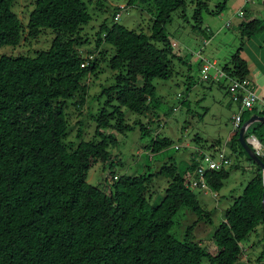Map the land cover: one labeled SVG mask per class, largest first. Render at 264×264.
I'll use <instances>...</instances> for the list:
<instances>
[{"label":"trees","instance_id":"1","mask_svg":"<svg viewBox=\"0 0 264 264\" xmlns=\"http://www.w3.org/2000/svg\"><path fill=\"white\" fill-rule=\"evenodd\" d=\"M15 1L0 0V50L35 39L46 29L53 30L55 36L49 49L34 57L0 56V264H202L203 259L210 264H239L244 253L240 245L259 227L264 233L263 171L238 140L240 129L228 140L230 148L248 157L255 174L214 233L216 253L190 239L195 225L181 241L171 234L182 207L197 216L196 223L211 221L210 213L189 187L197 178V152L184 172L171 162L156 173L140 176L111 172L115 161L108 149L118 144L116 134L125 135L133 129L126 122L125 110L138 117L154 114L157 96L153 81L172 78L177 60L185 64L174 52L167 26L173 13H185L187 0H128L122 4L125 10L138 6L148 14V32L118 24L115 17L123 11L118 5L113 24L105 21L100 25L94 35L95 48L86 52L94 59L83 57L79 49L89 43L81 35L92 21L83 0H35L26 29L12 11ZM207 1L197 0L195 28L203 24L202 8L209 11ZM227 2L223 0L211 14L224 12ZM97 4L103 8L101 1ZM249 13L250 9L243 10L241 18ZM263 26L264 20L252 19L243 21L238 30L242 39L251 40ZM103 44L115 49L110 59L109 52L101 49ZM243 49L242 45L231 65L216 78L220 86L221 79L229 78L232 83L249 79L248 62L241 57ZM103 61H108L115 75L113 85L104 89L106 100L95 116V134L76 146L63 143L69 134L65 106L72 99H76V108L85 104V81ZM254 114L264 116V111H244L240 128ZM141 127L143 135L150 132L146 125ZM251 136L264 146V123L251 125L245 138ZM172 143L157 135L147 147L161 153ZM222 147L219 140L211 145L215 151ZM98 162L110 170L108 191L87 180ZM237 167L231 164L222 171H207L206 185L220 191ZM157 176L168 179V186L161 202L152 205L151 185Z\"/></svg>","mask_w":264,"mask_h":264},{"label":"rangeland","instance_id":"2","mask_svg":"<svg viewBox=\"0 0 264 264\" xmlns=\"http://www.w3.org/2000/svg\"><path fill=\"white\" fill-rule=\"evenodd\" d=\"M34 1L16 0L12 7V11L19 17L25 29L34 8ZM83 1L92 15V21L84 27L81 35L89 40V43H84L79 46V49L83 57L92 59L94 56H88L86 52L95 48L94 35L98 32L100 25L105 21L108 25H112L115 8L118 5L127 4L128 0ZM97 1L103 3V8L98 6ZM202 1L206 3V0ZM222 1H207L209 11L202 8L203 24L200 29L194 27L193 19L197 0H187L188 6L185 13L183 10L173 13V20L167 26V36L174 47V52L184 60L185 64L177 60L174 63L172 78L153 81L157 96L154 114L138 117L125 110L126 122L132 125L133 129L125 135L116 134L118 144L108 149L112 160L115 161V167L111 172L119 176H140L148 172L156 173L170 162L175 163L180 172H184L189 165L190 157L196 152L200 158L213 155L217 160L219 151L212 149L211 145L216 140L221 141L222 151L231 158L232 164L238 167L230 171L229 178L224 181L222 189L218 192L211 188L192 189L201 205L210 213L211 221L205 219L196 223L197 216L189 208L182 207L174 218V227L171 230V234L181 241L189 228L195 225L190 239L200 242L202 247L212 253L218 250L214 233L221 224L226 210L233 204L235 198L242 195L255 174V166L248 157L239 151L234 153L230 148L229 141L235 134L234 117L239 113V106L232 101L231 93L228 92V87H232V81L229 78L221 79L222 86H220L215 78V75L226 65H231L232 56L242 45L244 49L241 57L248 62L249 78L254 92L259 98H264L261 87L264 83V76L261 75L264 70V30L256 33L257 35L251 40H247V37L242 39L238 26L229 27L226 23L244 2L228 0L224 12L212 15L211 12ZM254 17L250 15L244 21L256 19ZM149 19L148 14L144 13L140 7L132 6L121 11L118 24L138 32H148ZM54 36L53 30L46 29L37 38L24 40L19 46L3 47L0 50V56L34 57L38 52L49 49ZM203 41H206V45L202 44ZM101 49L109 52L107 59L115 54V49L109 45L103 44ZM207 64L211 65L210 78L205 80L201 71ZM114 75L115 72L109 68L108 61L101 62L97 71L85 81L88 83L85 104L76 108L74 105L76 99L67 102L64 110L69 124V134L63 143L76 146L79 141H88L93 138L96 131L95 116L105 103L104 89L113 85ZM262 105V100H259L256 104L258 113L262 112ZM169 110L172 112L168 115ZM151 120L154 123L150 125ZM142 125L150 129L148 134L143 135ZM157 135L160 138H170L173 142L161 153H153L147 147ZM87 180L89 184L107 190L111 182L108 165L102 162L95 164L90 169ZM167 186L168 179L160 176L153 178L150 194L152 205L161 202ZM263 234L262 227H259L240 245L244 247L246 256L242 255L243 258L240 259L239 264H264ZM202 264L210 263L207 259H203Z\"/></svg>","mask_w":264,"mask_h":264},{"label":"built area","instance_id":"3","mask_svg":"<svg viewBox=\"0 0 264 264\" xmlns=\"http://www.w3.org/2000/svg\"><path fill=\"white\" fill-rule=\"evenodd\" d=\"M244 5L252 4L255 0H242ZM122 10L126 9L125 5H120ZM239 17L243 16V11L238 13ZM121 18V13L117 14L115 17V21H119ZM227 26H230L228 23ZM203 45H206V41L202 42ZM210 64H207L202 69L201 73L205 80L209 79V71H210ZM223 74L220 72L215 75V78L221 77ZM252 83L249 79L243 81H233L231 91H232V100L234 103L238 104L239 106V113L234 117V129L235 131L240 129L242 114L244 111L248 110L251 111L256 108V104L258 103L261 98H259L255 92L254 87H252ZM263 102V101H262ZM264 111V102L262 105V112ZM252 140V139H251ZM254 141V140H253ZM253 143V142H252ZM254 144V143H253ZM258 144V143H257ZM255 145V144H254ZM257 148V153L259 156L264 158V149L263 146L255 145ZM199 162V165L196 169L197 178L193 179L189 184L191 188H201L202 190H208L209 187L206 185L205 182V173L207 171H222L224 169H228L231 164V158L224 152H218V159H214L213 155H205L202 158L197 157L196 159ZM117 179V177H115ZM207 192V191H206Z\"/></svg>","mask_w":264,"mask_h":264},{"label":"water","instance_id":"4","mask_svg":"<svg viewBox=\"0 0 264 264\" xmlns=\"http://www.w3.org/2000/svg\"><path fill=\"white\" fill-rule=\"evenodd\" d=\"M254 123H264V116L254 114L252 115L240 128L239 131V141L242 145V147L246 150L250 158L262 169L263 171V187H264V163L259 157L257 153L256 146L252 143V140L256 141L259 146H262V144L257 140L255 136H251L250 138L246 139L245 135L249 129V127ZM252 139V140H251ZM263 199H262V207L264 210V188H263Z\"/></svg>","mask_w":264,"mask_h":264},{"label":"crops","instance_id":"5","mask_svg":"<svg viewBox=\"0 0 264 264\" xmlns=\"http://www.w3.org/2000/svg\"><path fill=\"white\" fill-rule=\"evenodd\" d=\"M263 4H264V0H255L252 4H249V5H244V3H243V6L235 14H233L231 16V18L227 21L226 25L229 23L230 24L229 27H234V26H239L241 23H243V21L245 20V17L244 18L239 17L238 13L240 11H243V10L245 11V9H247V8L250 9L249 14L251 16H255L254 18L260 19V20L262 19V21H263L264 20V5ZM263 30H264V26L261 28L260 31H263ZM261 54H263V52H261ZM263 57H264V54H263ZM261 75L264 76V70L261 73ZM249 80H250V78H249ZM261 87H262V90L264 92V83ZM261 100L264 102V98H262ZM243 255L246 256V252L243 253Z\"/></svg>","mask_w":264,"mask_h":264},{"label":"bare ground","instance_id":"6","mask_svg":"<svg viewBox=\"0 0 264 264\" xmlns=\"http://www.w3.org/2000/svg\"><path fill=\"white\" fill-rule=\"evenodd\" d=\"M203 69V68H202ZM253 125V124H252ZM249 130V129H248ZM238 131V130H237ZM247 134V133H246ZM252 142L254 143V141L252 140ZM255 145L257 144V142L255 141L254 143ZM258 145V144H257ZM264 148V147H263ZM191 183V182H190ZM188 187V186H187Z\"/></svg>","mask_w":264,"mask_h":264},{"label":"clouds","instance_id":"7","mask_svg":"<svg viewBox=\"0 0 264 264\" xmlns=\"http://www.w3.org/2000/svg\"><path fill=\"white\" fill-rule=\"evenodd\" d=\"M242 250L245 251V250H244V247H242ZM241 257H242V256H241ZM242 258H243V257H242ZM242 258H241V259H242Z\"/></svg>","mask_w":264,"mask_h":264}]
</instances>
